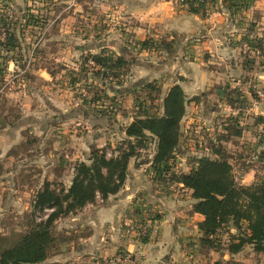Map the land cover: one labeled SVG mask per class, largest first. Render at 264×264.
Masks as SVG:
<instances>
[{
  "label": "rangeland",
  "instance_id": "1",
  "mask_svg": "<svg viewBox=\"0 0 264 264\" xmlns=\"http://www.w3.org/2000/svg\"><path fill=\"white\" fill-rule=\"evenodd\" d=\"M165 1L171 15L159 17L153 8ZM254 2L233 15L223 9L228 18L223 28L203 22L217 9L190 13L185 0H0V42L7 29L15 28L18 37L15 48L0 45V247L44 220V209L32 208L43 185L24 194L39 160L50 165V188H67L72 158L86 159L93 146L112 154L126 147L125 127L134 117L162 114L163 98L174 84L184 93L185 110L189 102L201 110L205 97L204 108L217 117L207 120L198 110L192 122L181 119L170 172H188L198 158L221 152L237 182L264 181V23L258 10L244 15ZM100 52L127 64L103 76L93 59ZM153 138L136 147L135 163L151 161ZM62 172L63 181H55ZM152 174L154 183L167 182L153 168ZM13 177L14 203L8 182ZM111 196L54 220L60 238L54 258L61 264H92V257L98 258L93 264H146L144 250L159 237L158 221L165 214L137 195L117 226L99 228L103 252L92 254L94 208H107ZM189 247L196 250L194 259L204 256L203 264L218 260L212 249Z\"/></svg>",
  "mask_w": 264,
  "mask_h": 264
},
{
  "label": "trees",
  "instance_id": "2",
  "mask_svg": "<svg viewBox=\"0 0 264 264\" xmlns=\"http://www.w3.org/2000/svg\"><path fill=\"white\" fill-rule=\"evenodd\" d=\"M247 1L185 0V3L190 13L206 15L215 8L218 11L225 9L233 15ZM16 32L15 28L7 29L5 42L1 41L0 45L15 48ZM253 41L261 44L260 39ZM142 45L147 47L146 42ZM6 59L16 61L13 56H6ZM93 59L100 64L103 76L127 64L121 56H102L101 52ZM185 104L181 87L172 85L163 98L162 114L134 117L125 127L126 147L109 157L104 148L91 147L86 159L76 161L67 188L61 187L56 191L44 182L34 196L32 208L33 211L52 208V211L44 220L24 232L11 235L4 242L0 247V264H59L51 261L60 243L53 227L54 220L74 213L86 204H93L97 199L105 200L116 194L125 183L128 162L136 155V147L146 142L149 136L154 137L155 153L151 164L157 178L191 190L194 200L191 210L203 216L198 223L199 244L220 250L225 243L229 253L239 252L250 245L253 251L264 253V181L246 185L237 182L231 162L221 152L219 155L216 153L217 158H198L188 172H170L179 143V125L185 114Z\"/></svg>",
  "mask_w": 264,
  "mask_h": 264
},
{
  "label": "crops",
  "instance_id": "3",
  "mask_svg": "<svg viewBox=\"0 0 264 264\" xmlns=\"http://www.w3.org/2000/svg\"><path fill=\"white\" fill-rule=\"evenodd\" d=\"M251 10L248 12H244V15L250 16L253 11L261 12L262 22L264 23V0H255L253 5L250 7ZM153 10H157V14L159 17H166L171 15V7L169 4L165 2H160ZM221 11H213L209 17H206L203 22H215L221 23L226 27L228 25V18L223 16ZM250 12V13H249ZM250 19H252L250 17ZM252 21H256L252 19ZM220 25V24H219ZM184 88V86H183ZM208 100V99H207ZM205 97H202V105L203 108L200 107L199 110L198 105L195 102H189L188 106L185 110L183 117L187 118V123L192 122L195 116L193 113H197L199 110L200 116L205 117L207 120H212L217 117L216 112H212V108L207 109L204 108L207 103L205 102ZM203 111V112H202ZM103 127H100V131ZM103 135H99V139H101ZM155 145V143H154ZM153 150V149H152ZM74 159L75 161L80 160L79 158ZM83 160V159H82ZM151 161H142L134 162L133 159H130L127 167V176L123 187L114 195H112V201L106 205L105 209H99L100 207H96L94 209H98L97 214L94 216L92 222L94 223L95 230L94 234L91 238H89L88 243L90 244V250L93 251L92 254L102 255L103 252V244H101V233L99 228L103 225L107 227L117 226L119 217L122 215L125 207L128 206L129 202L133 199L134 195L141 197L142 200L147 202H153L154 205L159 206L163 209L165 215L158 221L159 227V237L155 242L149 244L145 248V260L146 264H158L159 262L164 263L163 260L166 259L165 264H203L206 261L204 256L198 257V259H194L193 255L196 250H192L189 246H197L199 244V236L200 231L198 229V223L203 219V216L199 213H195L191 210V203H193V198L191 196V190L182 187L180 184L177 185L175 183L169 184L168 181L160 184L154 183L152 174V168L150 166ZM75 164V163H74ZM195 165V164H194ZM193 165V166H194ZM37 173H33L29 178L28 183L30 186H25L24 194L27 192L35 193L44 182L50 180V169L49 163H42L41 160L38 162ZM73 168L71 166L70 179L68 178V187L71 183V178L73 175ZM65 176V173H58L55 177V181H63L61 180ZM69 176V174H68ZM12 187L9 186L11 192H9V198H12V203L15 202V196H12L11 193L15 194L18 191V186H16L15 182L17 181L16 177L9 178L8 182ZM54 181V180H53ZM178 187V188H175ZM184 192V194L180 193ZM138 198V199H139ZM191 211V213H190ZM187 212L188 214H186ZM193 234V236L190 235ZM194 241V244H187L189 241ZM196 241V243H195ZM191 243V242H190ZM187 244V245H186ZM109 249V246H108ZM101 251V254L98 251ZM58 249L55 251L52 261L58 262L61 264V261L58 258H54ZM211 253L217 257L216 259L221 261V264H264V253H258L253 251L250 245L244 246L242 250L236 253H229L226 249V244L223 243V247L220 250H211ZM81 254L79 258H81ZM78 258V259H79ZM93 263L98 259L97 257H92ZM213 258L211 260V264H220ZM92 263V264H93Z\"/></svg>",
  "mask_w": 264,
  "mask_h": 264
},
{
  "label": "built area",
  "instance_id": "4",
  "mask_svg": "<svg viewBox=\"0 0 264 264\" xmlns=\"http://www.w3.org/2000/svg\"><path fill=\"white\" fill-rule=\"evenodd\" d=\"M106 155L109 157V156H111L112 155V152L111 151H106ZM52 210V208H44V214L45 215H43V218L45 219L46 217H47V215H48V213L50 212ZM41 219V218H40Z\"/></svg>",
  "mask_w": 264,
  "mask_h": 264
}]
</instances>
